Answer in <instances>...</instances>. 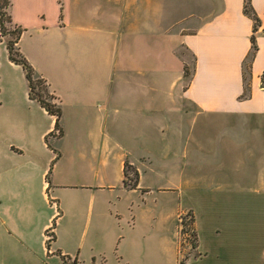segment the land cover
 <instances>
[{
    "label": "crops",
    "instance_id": "crops-1",
    "mask_svg": "<svg viewBox=\"0 0 264 264\" xmlns=\"http://www.w3.org/2000/svg\"><path fill=\"white\" fill-rule=\"evenodd\" d=\"M245 2L11 0L16 48L59 104L62 135L44 142L55 116L25 77L5 100L28 103L32 127L0 134V264L59 248L76 254L67 264H264V0L249 1L255 26ZM152 193L192 213L184 258L173 227L128 217ZM160 229L166 250L147 256L137 241Z\"/></svg>",
    "mask_w": 264,
    "mask_h": 264
},
{
    "label": "rangeland",
    "instance_id": "rangeland-1",
    "mask_svg": "<svg viewBox=\"0 0 264 264\" xmlns=\"http://www.w3.org/2000/svg\"><path fill=\"white\" fill-rule=\"evenodd\" d=\"M7 38H12L13 36H0V134H2L3 130H9V132L13 135L19 134L21 130H28L32 125L29 124V121L24 118V110L26 108H29L30 105L26 102L21 103L18 108L15 110L8 106V103L6 102L5 98L10 94L13 93V90L17 89H25L27 86L26 79H25V73L23 69L20 66L14 65L9 57V53L6 47ZM50 91V90H49ZM51 94V92H50ZM52 95V94H51ZM50 101L56 102L54 98H49ZM5 134V133H3ZM39 136V134H38ZM46 135L44 136V142ZM50 146L55 148L54 140L49 138ZM58 154H56L57 156ZM131 174V173H130ZM132 175V174H131ZM131 188V187H129ZM68 191L72 192L74 189H69ZM134 198L138 200V196H140L139 193H130L129 195V202L132 201ZM99 200L102 201L103 198L99 196ZM176 204V200L169 195V193H162L161 196L157 197L156 201V195L147 194L146 195V202L145 204H141L140 208L137 206V203L133 206L132 210L128 211V217L129 219L133 218V215L135 212L139 214V217L137 220H143L146 222H152L155 221V225L159 226L161 224L160 222H165L166 225L170 228L173 227V230H169V233L172 234L173 231L175 233L174 236V247L176 251V256L184 258L185 254L189 250L187 246H190V231L191 227H193L192 219L190 217V214H188L189 211L183 210V212L179 213L177 211L176 213L172 211L171 205ZM182 208V207H181ZM258 214L262 213L264 211V204H261L259 202L258 204ZM171 212V213H170ZM57 219L52 222V225L57 222ZM132 221V220H131ZM182 221V222H181ZM182 223L186 224V226L182 225ZM68 229L70 226L67 227ZM67 230V229H66ZM134 230L142 231L138 226ZM48 235V234H47ZM163 230H155L154 233L146 236L144 239H139L137 241V245L141 247V249L148 253L147 256H150V253L154 255L155 252H162L164 249L166 250V245L162 241L160 245L158 246L159 242L158 240L160 238H164ZM53 239V238H51ZM67 242L66 238L63 237V234L59 239L56 241V246H65V243ZM55 244L54 241L48 242V244ZM187 243V244H185ZM51 244V246H52ZM60 254H48L47 252L44 254V259L39 260H31L27 262H22L19 260H12L9 261L7 264H44L46 262L47 264H67V261L71 259V262L75 260L76 254H70V253H64L60 248L58 249ZM55 252V251H54ZM170 253V251H169ZM63 255H67L66 257H63ZM86 255V253H85ZM175 255V254H174ZM83 256V255H82ZM90 256H86L85 258L90 261ZM5 264V263H4Z\"/></svg>",
    "mask_w": 264,
    "mask_h": 264
},
{
    "label": "trees",
    "instance_id": "trees-1",
    "mask_svg": "<svg viewBox=\"0 0 264 264\" xmlns=\"http://www.w3.org/2000/svg\"><path fill=\"white\" fill-rule=\"evenodd\" d=\"M249 1L250 0H246L244 9H245V12H247L253 17L254 22H255L254 26H255L257 22L256 21L257 18L249 6ZM10 4H11V0H0V36L1 37L11 36V35L13 36V39L7 38L6 47H7L11 62L21 65L22 68L25 70V73H26L25 77L27 79L28 88H29V92H28L29 98L37 100L49 114H52L55 116V125L53 127V130L49 132L45 137V140H46L45 143L48 146H50L49 138H51V136H53L54 133H56L58 136L62 135V130L60 128L61 108L57 102L50 101L48 99V97L54 98V96L53 94L52 95L50 94V91L44 79L42 78V76H40L34 71L31 65L27 62V59L16 48L15 44H17L18 42L21 29L12 23V19L9 13ZM251 41H252L251 54H253V52L257 49L254 36H251ZM124 173H125V176L123 178V185L126 187H131V188L136 187L137 177H139L137 170L134 169L130 165H126ZM188 214H190V217L192 219L191 211H189ZM192 223H193V219H192ZM182 225L186 226V224L184 223H182ZM193 227H191V231H190V242H191L190 246L192 248L197 243V236H196V233ZM51 234H52L51 232L48 233L49 236H51Z\"/></svg>",
    "mask_w": 264,
    "mask_h": 264
},
{
    "label": "built area",
    "instance_id": "built-area-1",
    "mask_svg": "<svg viewBox=\"0 0 264 264\" xmlns=\"http://www.w3.org/2000/svg\"><path fill=\"white\" fill-rule=\"evenodd\" d=\"M262 86L264 87V72L262 74ZM50 231H51V229H48L47 230V233L50 232Z\"/></svg>",
    "mask_w": 264,
    "mask_h": 264
},
{
    "label": "flooded vegetation",
    "instance_id": "flooded-vegetation-1",
    "mask_svg": "<svg viewBox=\"0 0 264 264\" xmlns=\"http://www.w3.org/2000/svg\"><path fill=\"white\" fill-rule=\"evenodd\" d=\"M48 230V229H47ZM51 232V231H50ZM49 233V232H48Z\"/></svg>",
    "mask_w": 264,
    "mask_h": 264
}]
</instances>
